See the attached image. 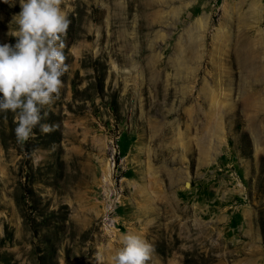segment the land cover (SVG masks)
<instances>
[{
  "label": "rangeland",
  "instance_id": "1",
  "mask_svg": "<svg viewBox=\"0 0 264 264\" xmlns=\"http://www.w3.org/2000/svg\"><path fill=\"white\" fill-rule=\"evenodd\" d=\"M61 8L58 127L19 144L0 112V264H111L126 233L147 264H264V0Z\"/></svg>",
  "mask_w": 264,
  "mask_h": 264
},
{
  "label": "clouds",
  "instance_id": "2",
  "mask_svg": "<svg viewBox=\"0 0 264 264\" xmlns=\"http://www.w3.org/2000/svg\"><path fill=\"white\" fill-rule=\"evenodd\" d=\"M62 3L63 0H19L18 27L8 33L16 42L0 44V112L14 114L19 144L28 141L37 126L43 134L58 127L42 124L41 112L59 96L62 77L68 71L63 37L71 21ZM119 243L111 264H147L154 251L153 245L136 233L122 234Z\"/></svg>",
  "mask_w": 264,
  "mask_h": 264
},
{
  "label": "trees",
  "instance_id": "3",
  "mask_svg": "<svg viewBox=\"0 0 264 264\" xmlns=\"http://www.w3.org/2000/svg\"><path fill=\"white\" fill-rule=\"evenodd\" d=\"M7 115L9 116V119H10V126H15L16 127V124L14 123V119H13V115L14 114L9 111V112H7Z\"/></svg>",
  "mask_w": 264,
  "mask_h": 264
}]
</instances>
